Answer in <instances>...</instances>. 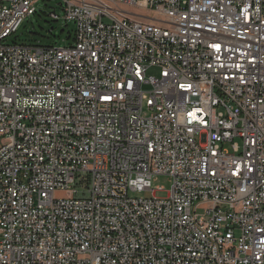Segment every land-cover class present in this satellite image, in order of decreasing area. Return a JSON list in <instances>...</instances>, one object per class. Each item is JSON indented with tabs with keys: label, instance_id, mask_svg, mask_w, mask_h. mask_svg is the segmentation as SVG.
I'll list each match as a JSON object with an SVG mask.
<instances>
[{
	"label": "built area",
	"instance_id": "built-area-1",
	"mask_svg": "<svg viewBox=\"0 0 264 264\" xmlns=\"http://www.w3.org/2000/svg\"><path fill=\"white\" fill-rule=\"evenodd\" d=\"M38 1L0 0V264H264V0H59L71 45L5 44Z\"/></svg>",
	"mask_w": 264,
	"mask_h": 264
},
{
	"label": "rangeland",
	"instance_id": "rangeland-1",
	"mask_svg": "<svg viewBox=\"0 0 264 264\" xmlns=\"http://www.w3.org/2000/svg\"><path fill=\"white\" fill-rule=\"evenodd\" d=\"M36 15L26 17L16 33L12 34L5 42V44H17V45H41L51 46L56 45L60 47H67L71 45L74 26L72 23H65L62 19L63 12L60 6L59 0L38 1L35 4ZM132 13L152 18L154 15L136 8L127 9ZM55 11V15L58 19L51 16V13ZM104 22L108 23V20L104 18ZM70 35V36H69ZM155 74V73H153ZM161 187L163 192H156L157 198H165L166 193L170 189V181L165 176H157L151 181V188ZM77 190H81V187H77ZM56 197H60L62 194H56ZM133 197H151L150 191H143L140 193H130Z\"/></svg>",
	"mask_w": 264,
	"mask_h": 264
},
{
	"label": "trees",
	"instance_id": "trees-1",
	"mask_svg": "<svg viewBox=\"0 0 264 264\" xmlns=\"http://www.w3.org/2000/svg\"><path fill=\"white\" fill-rule=\"evenodd\" d=\"M37 13V12H36ZM36 13L34 15H36ZM70 36V35H69Z\"/></svg>",
	"mask_w": 264,
	"mask_h": 264
},
{
	"label": "water",
	"instance_id": "water-1",
	"mask_svg": "<svg viewBox=\"0 0 264 264\" xmlns=\"http://www.w3.org/2000/svg\"><path fill=\"white\" fill-rule=\"evenodd\" d=\"M54 14V12H52Z\"/></svg>",
	"mask_w": 264,
	"mask_h": 264
}]
</instances>
